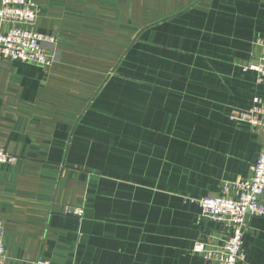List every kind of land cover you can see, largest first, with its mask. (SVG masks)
Returning a JSON list of instances; mask_svg holds the SVG:
<instances>
[{
    "label": "crops",
    "instance_id": "1",
    "mask_svg": "<svg viewBox=\"0 0 264 264\" xmlns=\"http://www.w3.org/2000/svg\"><path fill=\"white\" fill-rule=\"evenodd\" d=\"M29 1L57 42L50 67L0 59L3 264H217L192 251L227 239L196 200L235 199L263 146L232 113L264 108L242 71L264 0ZM243 239L238 264H264V217Z\"/></svg>",
    "mask_w": 264,
    "mask_h": 264
},
{
    "label": "built area",
    "instance_id": "2",
    "mask_svg": "<svg viewBox=\"0 0 264 264\" xmlns=\"http://www.w3.org/2000/svg\"><path fill=\"white\" fill-rule=\"evenodd\" d=\"M38 18V10L29 0H0V24L8 25L6 32H0V59L19 61L50 67L54 57L50 48L57 42L55 37L32 30ZM242 71L254 72L258 81L264 80V51L253 62L242 67ZM250 111H234L232 118L244 121L264 131V108L254 99ZM14 158L0 149V163L11 164ZM236 198L227 196L202 197L196 200L201 216L222 226L227 239L220 249L209 250L203 244H195L192 251L200 253L206 260L217 264H238L244 260V232L247 217H264V143L252 166L251 177L246 182L235 183ZM223 193L229 190L223 186ZM81 215V211H69ZM0 222V264L4 263V245ZM42 264V263H38Z\"/></svg>",
    "mask_w": 264,
    "mask_h": 264
},
{
    "label": "water",
    "instance_id": "3",
    "mask_svg": "<svg viewBox=\"0 0 264 264\" xmlns=\"http://www.w3.org/2000/svg\"><path fill=\"white\" fill-rule=\"evenodd\" d=\"M257 156H258V154H256L255 156H254V158H253V162L255 163V161H256V159H257ZM248 218V217H247Z\"/></svg>",
    "mask_w": 264,
    "mask_h": 264
},
{
    "label": "rangeland",
    "instance_id": "4",
    "mask_svg": "<svg viewBox=\"0 0 264 264\" xmlns=\"http://www.w3.org/2000/svg\"><path fill=\"white\" fill-rule=\"evenodd\" d=\"M133 42V41H132ZM133 44V43H132ZM133 48V45L131 46ZM135 64L138 63V62H134ZM135 69H137V67H135ZM132 72H135V71H132ZM136 74V72L134 73Z\"/></svg>",
    "mask_w": 264,
    "mask_h": 264
}]
</instances>
